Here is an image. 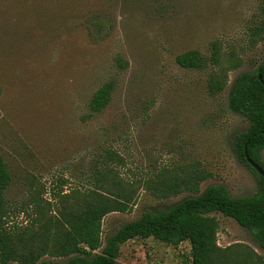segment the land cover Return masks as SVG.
<instances>
[{
	"label": "rangeland",
	"instance_id": "374dc122",
	"mask_svg": "<svg viewBox=\"0 0 264 264\" xmlns=\"http://www.w3.org/2000/svg\"><path fill=\"white\" fill-rule=\"evenodd\" d=\"M262 1L0 0V156L10 175L5 227L35 228L38 211L55 212L46 201L91 186L104 150L120 158L114 168L125 179L196 167L209 174L199 192L222 184L232 197L252 195L256 177L232 148L247 121L227 106V95L233 78L264 56V31L249 34ZM212 48L216 64L175 62L188 50L209 57ZM231 60L239 64L227 69ZM218 68L226 69V83L209 95L206 81ZM108 80V103L89 114L90 94ZM259 157L264 163V148ZM193 195L155 198L137 186L128 212L102 217L101 241L144 209ZM209 214L219 246L241 242L264 264V248L246 228ZM40 259L59 264L66 257ZM115 264H191L189 244L134 237L119 245Z\"/></svg>",
	"mask_w": 264,
	"mask_h": 264
},
{
	"label": "trees",
	"instance_id": "16d2710c",
	"mask_svg": "<svg viewBox=\"0 0 264 264\" xmlns=\"http://www.w3.org/2000/svg\"><path fill=\"white\" fill-rule=\"evenodd\" d=\"M264 31V0L259 6V20L249 34L260 36ZM231 56V55H229ZM207 61H218V52L212 48L209 57L196 50L175 56V62L184 68H201ZM119 62V61H118ZM239 64L231 60L227 69ZM226 69L210 72L206 91L213 95L226 83ZM112 82L105 81L92 91L87 100L89 114L103 109L110 99ZM264 56L249 72H240L232 80L227 106L247 121L244 132L235 136L232 148L236 156L256 177V191L248 196L232 197L222 184H211L199 192V183L209 176L196 167L179 172L160 168L154 174L137 180L122 178L114 165L121 164L112 151L104 150L99 166L93 172L92 184L82 190L74 188L59 193L54 204L46 201L54 214L38 211L36 227L6 228L4 219L10 211L4 190L10 175L0 156V264H56L40 257H66L59 264H115L119 245L134 237H151L169 245L182 241L189 244L191 264H263V258L241 242L225 246L216 243L218 227L214 215L220 213L246 228L257 245L264 248V177L257 174L244 160L243 151L264 170L259 152L264 148ZM137 186L155 198H166L182 191L185 197L165 209H144L136 218L124 221L101 241V219L110 212H128L133 204Z\"/></svg>",
	"mask_w": 264,
	"mask_h": 264
},
{
	"label": "water",
	"instance_id": "95a60500",
	"mask_svg": "<svg viewBox=\"0 0 264 264\" xmlns=\"http://www.w3.org/2000/svg\"><path fill=\"white\" fill-rule=\"evenodd\" d=\"M262 103L264 106V91H263V96H262ZM243 158L245 162L260 176L264 177V170L261 169V167L256 164L254 161H252L246 154L245 151H243Z\"/></svg>",
	"mask_w": 264,
	"mask_h": 264
}]
</instances>
